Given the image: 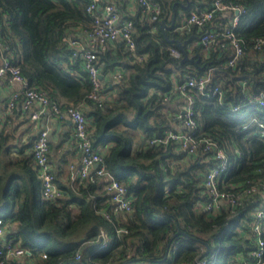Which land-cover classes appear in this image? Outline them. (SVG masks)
<instances>
[{
  "label": "trees",
  "instance_id": "1",
  "mask_svg": "<svg viewBox=\"0 0 264 264\" xmlns=\"http://www.w3.org/2000/svg\"><path fill=\"white\" fill-rule=\"evenodd\" d=\"M159 1L162 13L157 20H150L142 8L122 16L134 21L135 50L117 39L97 51L102 79L110 78L103 90L108 98L99 105L89 98L94 86L81 51L71 43L82 41L93 25L87 11L90 0H0V39L8 47L6 53L31 87L44 90L61 106L84 105L95 123L93 147L102 154L107 171L103 176L93 171L79 181L69 169L63 181L53 169L60 195L46 200L33 143L22 146V151L30 146L31 152L21 159H8L10 139L0 128V217L11 219L9 234L31 251L32 264H199L206 244L211 249L204 257L213 255L214 264H238L251 249L245 237L252 220L248 210L223 207L212 215L201 205L208 199V153L200 148L189 155L173 139L161 144L148 140L176 129L177 113L187 102L183 107L170 105L172 98L181 97L174 83L210 74L208 87L220 83L223 95L190 89L195 98L194 134L212 136L232 157L243 153L227 180L238 183L257 176L264 141L256 134L257 123H249L241 116L244 110L233 107L247 94L264 92V48L255 53L252 43L255 36H264L263 0H231L247 8L235 29L247 51L233 66L227 65L232 50L222 34L208 49L200 42L207 31H224L227 16L218 13L202 27L178 29L184 12L192 6L207 7L213 0ZM174 16V28L165 32L161 22L171 23ZM172 48L181 55H174ZM185 54L194 59L183 60ZM115 71L121 76H113ZM245 79L247 87L242 85ZM252 113L264 120L263 113L254 108ZM109 177L132 195L130 212L113 211L106 189ZM42 251L47 257H41Z\"/></svg>",
  "mask_w": 264,
  "mask_h": 264
},
{
  "label": "built area",
  "instance_id": "2",
  "mask_svg": "<svg viewBox=\"0 0 264 264\" xmlns=\"http://www.w3.org/2000/svg\"><path fill=\"white\" fill-rule=\"evenodd\" d=\"M136 1L150 20L159 19L162 13V4L159 0ZM87 11L93 17V25L85 31L82 41L72 40L71 43L76 45L81 51L84 69L87 71L94 86L89 98L102 105L108 98V94L103 91L105 84L97 63V51L106 48L109 42L117 39H123L130 49L135 50L133 39L135 25L131 18H122L116 3L113 2L90 0L87 5ZM245 12H247V8L244 4L235 3L231 0H213L207 7L192 6L178 29L182 30L190 25L202 27L212 21L218 13L227 16L224 31H207L201 36L200 42L208 49L222 34L228 39L226 46L232 50V56L229 58L227 65L233 66L247 51L235 30L239 25L241 15ZM262 18L264 19V0ZM252 43L255 53L257 52L256 50H263L264 36H255ZM7 49L8 47L0 39L2 57L0 77L6 75L11 81L19 85V90L7 103V112H12L16 106L17 99L21 98L22 109L31 112L30 116L35 121L36 127L39 126L40 120L44 117L47 109H50L53 115L60 119L70 118L74 125L73 136L81 153L79 162H74L70 165L72 179L82 181L89 177L93 171L97 175H105L107 171L102 163V154L92 144L91 136L95 123L91 117L87 116L84 105L69 104L61 106L56 101L51 100L44 90L31 87L27 78L22 74L20 66L15 64L6 53ZM172 52L176 56L181 55L176 48H172ZM138 58L142 59L143 57L139 56ZM120 76V71L115 73L116 78ZM209 81L210 74H206L199 78L188 77L182 84L174 83V90L179 91L181 97L185 98L186 106L177 113L178 124L176 129H167L162 137L151 138L148 143L161 144L173 139L189 155H196L200 148L208 153V161L211 159L212 164L205 177L208 199L201 204L203 209L212 215L218 214L223 207L230 208L232 211L237 209V207L248 210L252 220L245 237L250 242L251 249L247 252V255L240 256L238 264H264V175L262 174L264 155L258 160L260 165L255 168L257 176L253 178L246 177L238 183L232 182L231 179L227 180L234 164H238L243 160V153L232 157L224 144L212 136H196L194 134L197 129V121L194 117L195 98L190 89L197 88L208 96L217 95L221 97L223 95L222 85L216 83L211 88L208 87ZM242 85L247 87L248 81L246 79L243 80ZM252 108L264 114V92L247 94L240 104L233 107V110H244L241 116L247 119L249 123H257L256 134L264 141V120H261L256 113L251 114ZM4 120L5 113L0 111V123ZM248 124L244 127L246 128ZM33 154L39 176L43 181V197L46 200H56L60 195V189L50 161V132L47 127L42 128L39 126V132L33 141ZM109 180L106 189L114 202L113 211L115 213L130 211L133 202L132 195L115 177H109ZM104 214L106 217H110L108 213L104 212ZM11 222V219L0 217V264H24V258L33 259V256L28 248L21 245L15 237L10 236ZM100 236L103 238L102 247H105L107 239L103 229ZM40 255L43 258L47 257L45 251H42ZM213 258V255L209 258L204 257L199 260V264H214Z\"/></svg>",
  "mask_w": 264,
  "mask_h": 264
},
{
  "label": "crops",
  "instance_id": "3",
  "mask_svg": "<svg viewBox=\"0 0 264 264\" xmlns=\"http://www.w3.org/2000/svg\"><path fill=\"white\" fill-rule=\"evenodd\" d=\"M103 2L116 3L121 16L135 13L141 9V6L136 0H103ZM187 5L189 4H186V6ZM186 14L187 13L184 12L183 16L185 17ZM81 32L82 31L79 33L83 35V32ZM84 36L80 38L83 39ZM1 61L2 57L0 51V63ZM116 72L118 71H115V73ZM115 73H113V76ZM109 76H111V74ZM109 79L110 78H105L104 81L107 82ZM18 90L19 85L11 81L8 76L4 75L0 77V111L5 113V118L7 117L6 120L0 123V128L2 127L4 129V133L7 134L10 139L7 158L21 159L22 155L31 152L30 146L24 148L23 151L22 146L33 143L39 132V126L42 128L47 127L50 132V161L52 168L60 173L61 180H68L71 170L70 165L74 162L77 163L81 158L78 143L73 136V121L70 118L60 119L53 115L50 109H47L44 117L40 120L39 126L36 127L35 121L30 116L31 112H26L27 115L25 116V110L22 109V106L20 109L21 98L17 99L14 110L12 112H7V103ZM184 102L185 99L183 97H177L170 100V105H173L174 107H183ZM16 108L19 109L15 111ZM139 143L140 141L138 140L136 146L139 145ZM25 263L32 264L33 259L24 258V264Z\"/></svg>",
  "mask_w": 264,
  "mask_h": 264
},
{
  "label": "water",
  "instance_id": "4",
  "mask_svg": "<svg viewBox=\"0 0 264 264\" xmlns=\"http://www.w3.org/2000/svg\"><path fill=\"white\" fill-rule=\"evenodd\" d=\"M185 7H188L185 6ZM175 26V16L173 17V21L171 23H168L166 22V20H163L161 22V28L166 32V30L168 29H173ZM179 45L181 48H183V44L179 41ZM186 59H189V60H193L194 57L193 56H188V54H185L184 57H183V60H186ZM84 240V238L82 239ZM207 245V249L204 251V253L197 259V262H199V260H201L204 256H206L208 254V252L210 251L211 249V245L209 244H206Z\"/></svg>",
  "mask_w": 264,
  "mask_h": 264
},
{
  "label": "bare ground",
  "instance_id": "5",
  "mask_svg": "<svg viewBox=\"0 0 264 264\" xmlns=\"http://www.w3.org/2000/svg\"><path fill=\"white\" fill-rule=\"evenodd\" d=\"M172 109V108H171ZM199 157V156H198ZM134 208V207H133ZM130 212V211H129ZM102 215V214H101ZM168 263V262H167Z\"/></svg>",
  "mask_w": 264,
  "mask_h": 264
}]
</instances>
